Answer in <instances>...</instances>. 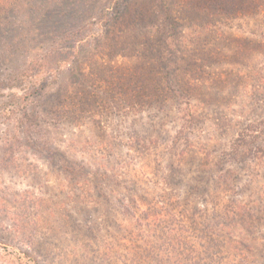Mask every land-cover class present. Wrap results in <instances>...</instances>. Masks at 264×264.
Masks as SVG:
<instances>
[{"label":"rangeland","instance_id":"374dc122","mask_svg":"<svg viewBox=\"0 0 264 264\" xmlns=\"http://www.w3.org/2000/svg\"><path fill=\"white\" fill-rule=\"evenodd\" d=\"M187 257L264 264V0H0V264Z\"/></svg>","mask_w":264,"mask_h":264},{"label":"trees","instance_id":"16d2710c","mask_svg":"<svg viewBox=\"0 0 264 264\" xmlns=\"http://www.w3.org/2000/svg\"><path fill=\"white\" fill-rule=\"evenodd\" d=\"M115 16H117V17L112 18L111 21L115 20L116 23L113 24L111 26V28H109V30L106 32V36L101 41L104 42V40L105 41L107 40L112 46L116 47L119 44H122V42H121L122 40L120 38V35L122 33H120V32L123 31V29L127 28V27H126L125 15L122 12H121V16H118V15H115ZM116 31H117V33H116ZM117 37H119V38H117ZM106 46L108 47L109 44H107ZM123 80H124V78H122L121 76L115 77V74H113L111 72V70L107 71L106 72V76H104V78H100V80H99V81H105L104 85L107 86L106 90H104V91L100 90V93L102 94L101 97L98 96V94L96 93V90L92 91V94L89 93V92H85V94H84L85 97L82 98V100H84L83 102H85L86 105H90V107H92L90 111H92V113H94L93 109H95V108H96V111H97L98 107H100L99 110L102 107H111L110 105L106 106L104 104V103H106V101H108L110 103H115L116 101H118L120 96H117L118 95L117 93H123L122 95L121 94L120 95L121 96L124 95L125 99H127L129 97H133V98L135 97L136 98L137 101L134 100L133 102H132V100L131 101L125 100L128 103L127 105L137 104V102L139 104H142V103L148 104V103H150V101L153 98L159 97V94H156V93L152 94L151 92H146V88L147 87H145L143 85L141 87L143 88L144 94H140L141 93V87L137 88V90H136V89L130 88V86H128L129 87L128 89H129L130 93L125 94V92H119L120 89H121L120 87L122 85L126 84V82H120V81H123ZM156 82L158 84H161V80H156ZM123 83H125V84H123ZM159 90H161V89H159V86H158V89H156L155 92H157ZM158 99H160V98H158ZM80 104H81L82 107L84 106V104H82V103H80ZM80 104L77 103V107L79 109H81V110H84L83 108H81ZM99 110H98V112H100ZM147 220H148V218L146 219V221ZM224 231L229 234V230H228V228L226 229L225 226H223L220 229L221 233L224 232ZM213 236H215V235H213ZM211 237L212 236H210L209 238H211ZM211 240H212L213 243H215V241L212 238H211ZM235 244L244 248L243 244H241L240 242H235ZM210 249L211 248H209V250ZM234 250H235L237 258L243 259L244 262H247V260H251L250 258H248V256H250V251L249 250H247V249L244 250L243 249V250L240 251V250H237V248H234ZM215 255L216 254H214L213 256L215 257ZM188 259H189L190 262H193L192 260H196L195 258L187 257V259L184 260V262H181L178 258H176L174 263L175 264H187L188 263ZM165 263L169 264L168 262H165Z\"/></svg>","mask_w":264,"mask_h":264}]
</instances>
